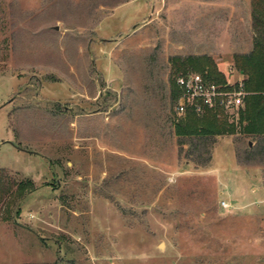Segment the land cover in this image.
Segmentation results:
<instances>
[{
  "label": "rangeland",
  "instance_id": "374dc122",
  "mask_svg": "<svg viewBox=\"0 0 264 264\" xmlns=\"http://www.w3.org/2000/svg\"><path fill=\"white\" fill-rule=\"evenodd\" d=\"M253 12L0 0V264H264V135L179 136L171 90L175 58L243 80Z\"/></svg>",
  "mask_w": 264,
  "mask_h": 264
},
{
  "label": "trees",
  "instance_id": "16d2710c",
  "mask_svg": "<svg viewBox=\"0 0 264 264\" xmlns=\"http://www.w3.org/2000/svg\"><path fill=\"white\" fill-rule=\"evenodd\" d=\"M252 4L254 9L253 22L257 26L252 49L246 54L234 55V65L238 72L244 75L243 88L250 92L243 98V109H240L238 119L231 122L226 119H218L216 115L218 112L222 113L220 109L206 108L203 112L204 115L201 117L203 125L188 129V126L185 128L177 123V135L194 134L200 137H209L225 133L232 134L236 132V125L239 132L246 136L264 135V0H252ZM175 60V71L183 74L185 73L183 66L187 64L189 67L202 69L203 71L201 63L206 62L208 57L190 56L185 59L175 58ZM208 72L212 73L210 70ZM209 77L219 84L226 83L224 78L219 79L217 76L212 75ZM171 90L174 102H176L180 90L175 83V79ZM188 113H191V116L194 115L193 111H188Z\"/></svg>",
  "mask_w": 264,
  "mask_h": 264
},
{
  "label": "built area",
  "instance_id": "2783aa9c",
  "mask_svg": "<svg viewBox=\"0 0 264 264\" xmlns=\"http://www.w3.org/2000/svg\"><path fill=\"white\" fill-rule=\"evenodd\" d=\"M175 83L180 90L175 104V112L178 115L186 114L188 111L200 115L206 108H217L223 113L233 115V119L237 120L243 106V98L247 93L242 80L232 87L229 82L219 84L197 71L178 74Z\"/></svg>",
  "mask_w": 264,
  "mask_h": 264
}]
</instances>
